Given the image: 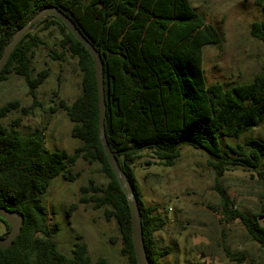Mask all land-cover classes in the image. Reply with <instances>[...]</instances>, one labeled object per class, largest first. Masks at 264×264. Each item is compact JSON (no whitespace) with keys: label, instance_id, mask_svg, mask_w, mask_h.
Here are the masks:
<instances>
[{"label":"trees","instance_id":"16d2710c","mask_svg":"<svg viewBox=\"0 0 264 264\" xmlns=\"http://www.w3.org/2000/svg\"><path fill=\"white\" fill-rule=\"evenodd\" d=\"M49 6L63 11L102 56L107 141L139 203L150 263L160 264L172 251L171 246L161 249L155 236L166 219L156 212V206L145 203L133 167L136 159L147 151L159 164L173 166L181 156V144H188L208 152L217 176L241 167L256 171L264 179V169H260L264 142L249 139L223 150L219 139V132L239 139L264 121V73L231 88L220 82L207 83L203 48L220 45L222 37L190 0H0V57L15 32ZM39 26H58L64 35L63 52L78 60L82 92L70 104L61 100L60 108L73 124L71 136L82 144L72 153L52 151L41 129L24 136L19 130L20 119H15L10 128L0 126V207L24 216L20 235L7 249L0 247V264H91L88 247L80 240L72 255L58 248L41 198L61 173L69 181L76 180L72 167L79 159L99 162L108 179L105 186L90 179L81 187L80 202L92 203L95 209H104L106 220H116L121 253L128 264H138L131 208L100 138L94 58L57 17L48 15ZM250 32L264 43V19L253 22ZM41 44L38 33L26 34L0 72V84L11 73L20 75L36 100V90L48 76L46 69L34 78L31 75L34 50ZM19 108L20 101L7 102L0 107V118ZM219 194L222 217L226 221L239 219L252 239L264 246V219L259 220L264 218V205L258 214L250 215L234 210L223 190ZM0 221L6 227L2 237H6L11 226L2 218ZM226 254L232 260L244 259L242 252L226 250ZM101 264L108 262L102 258Z\"/></svg>","mask_w":264,"mask_h":264},{"label":"rangeland","instance_id":"374dc122","mask_svg":"<svg viewBox=\"0 0 264 264\" xmlns=\"http://www.w3.org/2000/svg\"><path fill=\"white\" fill-rule=\"evenodd\" d=\"M190 1L222 37L220 45L203 48L207 83L220 82L231 88L264 73V43L250 32L253 22L264 19V0ZM33 32L42 37L43 44L34 50L31 75L34 78L46 69L48 76L37 88L36 100L20 75L11 73L0 84V107L14 100L21 103V108L0 118V126L10 128L15 119H20L22 135L41 129L50 150L72 153L82 141L71 136L73 124L60 108V101L70 104L81 94L82 72L77 58L63 52L64 35L58 26L47 29L39 26ZM219 139L223 150L249 139L264 142V121L239 139L220 132ZM180 148L181 156L173 166L159 164L147 151L133 165L145 203L156 206V212L166 219L164 228L155 236L161 249L171 246L172 251L160 264H264V246L252 239L239 219L226 221L222 217L219 194L220 190L227 194L234 210L255 215L264 205V179L256 171L241 167L217 176L206 150L188 144H181ZM72 169L77 174L75 181L65 179L61 173L41 195L48 211L51 237L67 255H72L78 240L84 242L91 264H101L102 258L108 264H128L121 253L116 220L108 221L104 209L80 202L81 187L89 184L90 179L100 186L107 184L101 164L79 159ZM260 169H264V160ZM263 219L259 217L260 221ZM5 230V224L0 221V237ZM226 250L242 252L244 259L232 260Z\"/></svg>","mask_w":264,"mask_h":264},{"label":"water","instance_id":"95a60500","mask_svg":"<svg viewBox=\"0 0 264 264\" xmlns=\"http://www.w3.org/2000/svg\"><path fill=\"white\" fill-rule=\"evenodd\" d=\"M48 15H53L60 19L69 31L91 52L94 58V66L96 71V79L99 92V105H100V138L108 157L109 164L115 172L121 188L125 192L132 213V239L135 248V254L138 264H151L147 255V249L144 239V230L142 223V213L139 207V203L133 192L132 186L126 173L121 169L118 159L115 153L111 150L107 141L105 133V115H106V100H105V81H104V62L101 54L93 47L90 41L84 36L82 31L74 24V22L56 6H49L43 8L36 15H34L28 23L20 27L13 35L12 40L6 45L2 56L0 57V72L9 60L12 52L20 42V40L28 33L33 32L42 21ZM0 218L5 220L11 226V229L6 237H0V247L7 249L13 243V241L20 235L24 223V216L10 211L6 208L0 207Z\"/></svg>","mask_w":264,"mask_h":264}]
</instances>
